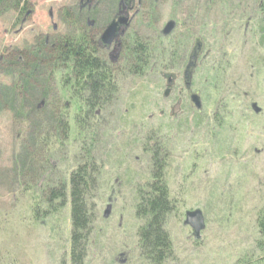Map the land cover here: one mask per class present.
<instances>
[{
    "label": "rangeland",
    "instance_id": "obj_1",
    "mask_svg": "<svg viewBox=\"0 0 264 264\" xmlns=\"http://www.w3.org/2000/svg\"><path fill=\"white\" fill-rule=\"evenodd\" d=\"M95 1V10L82 12L79 0H29L22 13L9 3L0 9V264H70L68 204L42 217L41 192L66 183L83 155L72 120L65 139L55 126L63 113L72 118L75 97L48 50L60 38L78 37L88 19L102 31L118 0ZM254 7L253 0H142L125 40L135 35L147 43L150 60L132 74L123 70V51L112 66L117 94L92 123L97 173L84 264H144L135 250L134 187L149 179L141 143L148 133L168 150L174 211L165 230L174 252L167 264H236L253 249L264 191V44ZM169 21L175 27L162 37ZM194 38L203 43L191 82L200 112L181 80ZM38 48L45 50L33 65ZM194 210L205 224L197 241L183 225Z\"/></svg>",
    "mask_w": 264,
    "mask_h": 264
},
{
    "label": "trees",
    "instance_id": "obj_2",
    "mask_svg": "<svg viewBox=\"0 0 264 264\" xmlns=\"http://www.w3.org/2000/svg\"><path fill=\"white\" fill-rule=\"evenodd\" d=\"M29 0H0V9L7 3L16 9L17 13L25 10ZM255 12L259 17L257 27L259 44H264V0L254 1ZM45 50V49H43ZM37 49L32 61L37 58L41 63L42 51ZM51 60L60 71H65L63 85L67 80H75L72 94L76 97L73 105L74 114L70 119L68 113H63L55 119V126L65 139L72 123L76 128L79 139V151L83 160L68 174L66 183L55 187L44 188L42 193V217H47L56 210L69 207V260L70 264H84L87 247L91 236L92 217L89 212V200L95 189L97 166L92 155L95 145V134L92 123L97 110L109 105L117 94L114 70L106 65L99 56L89 54L84 45L73 44L69 37L60 38L49 48ZM123 70L139 75L150 60L149 45L132 35L125 40ZM169 58L174 55L167 52ZM49 56V57H50ZM126 70V71H127ZM69 77V79H67ZM170 77V75H164ZM173 84V80L171 82ZM65 88V86H64ZM69 89V90H70ZM66 110V109H65ZM199 121V116H194ZM159 132V131H157ZM157 133H148L143 140L142 149L149 154V179L134 187L135 205L134 216L140 222L136 230V253L138 260L144 264H167L173 259V246L165 230L167 218L174 211L173 200L170 197L165 170L167 168V144L158 137ZM39 204L33 203L30 210L34 219L39 216ZM40 217V216H39ZM255 237L253 249L244 252L236 264H264V191L261 206L255 214Z\"/></svg>",
    "mask_w": 264,
    "mask_h": 264
},
{
    "label": "flooded vegetation",
    "instance_id": "obj_3",
    "mask_svg": "<svg viewBox=\"0 0 264 264\" xmlns=\"http://www.w3.org/2000/svg\"><path fill=\"white\" fill-rule=\"evenodd\" d=\"M254 1L256 0H253V3ZM117 3L119 7L117 14H115L111 18V20L107 22V24L103 27L101 32L98 33V31H96V28H95V23L88 19L83 24L77 27L76 33L79 34L78 37L74 36V38H71L73 44L84 45L86 48V51L89 54L101 57V59L105 61L106 65H111V66H114L118 62L120 55L124 53L123 51L125 50L126 33L131 28L132 21L135 15L138 13V9L141 7L142 0H118ZM78 4H79L78 8L80 12H82L84 9L85 10L87 9L88 11L95 10V7L97 6V3L95 0H89V1L79 0ZM49 17L51 16L49 15ZM124 18H126V23L117 25L116 32L113 35V37L111 39L110 38L104 39L103 34L107 30L108 26L112 22L118 23L119 20L124 19ZM55 30H56V27H53V31ZM194 39H192L191 41L189 52L192 48ZM202 55H203V52L201 56ZM188 56H189V53L187 55V59L185 61V65L183 69L185 68L187 64ZM200 57L197 60L196 69L198 68ZM182 72H181V75H182ZM166 78H169L167 80V86H170V83L172 82L171 80L172 78L171 79L170 77H166ZM75 82L76 81L72 79L70 85L74 87ZM187 97L189 99L188 94H187Z\"/></svg>",
    "mask_w": 264,
    "mask_h": 264
},
{
    "label": "water",
    "instance_id": "obj_4",
    "mask_svg": "<svg viewBox=\"0 0 264 264\" xmlns=\"http://www.w3.org/2000/svg\"><path fill=\"white\" fill-rule=\"evenodd\" d=\"M89 1V0H87ZM126 23V18L119 20L118 23L112 22L107 30L103 34V38H112L113 35L116 32V27L117 25L124 24ZM175 27V23L172 21H169L166 23L164 26L163 30L161 31L162 37H167L170 35V33L173 31ZM203 52V43L199 38H195L192 48L189 52L187 64L185 68L183 69L181 79H182V85L184 90L187 92L189 96V103L190 106L194 109H196L197 112H200L201 110V103H200V98L199 95L195 92L191 91V82H192V77L194 74V71L197 66V60L201 56ZM167 93H165L166 95ZM108 213L106 212L104 216H107ZM183 225L187 226L191 229L192 231V237L195 241L199 240L200 238V233L204 230L205 224H204V219L203 215L199 210H194L190 212H186L184 215V221Z\"/></svg>",
    "mask_w": 264,
    "mask_h": 264
}]
</instances>
